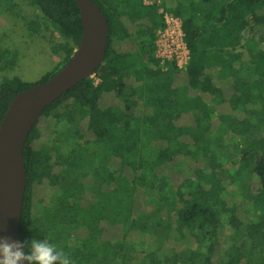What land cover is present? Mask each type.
Wrapping results in <instances>:
<instances>
[{
    "label": "trees",
    "instance_id": "trees-1",
    "mask_svg": "<svg viewBox=\"0 0 264 264\" xmlns=\"http://www.w3.org/2000/svg\"><path fill=\"white\" fill-rule=\"evenodd\" d=\"M28 1L61 38L52 47L59 69L36 82L4 77L0 125L14 97L56 74L82 36L75 0ZM93 1L108 22L105 60L48 106L28 136L22 242L40 231L74 264H264V0H176L168 11L182 21L190 59L165 69L155 45L164 4ZM255 26L244 61L237 49ZM221 73L230 76L225 86ZM184 114L189 122L178 124ZM52 115L63 131L46 129ZM102 160L124 173L118 186L130 199L119 219L118 188H110L117 179ZM49 191L54 202L43 205ZM131 232L150 235L156 248L129 240ZM171 233L193 246L161 255Z\"/></svg>",
    "mask_w": 264,
    "mask_h": 264
},
{
    "label": "water",
    "instance_id": "water-1",
    "mask_svg": "<svg viewBox=\"0 0 264 264\" xmlns=\"http://www.w3.org/2000/svg\"><path fill=\"white\" fill-rule=\"evenodd\" d=\"M82 36L70 60L48 80L19 92L0 125V236L21 241V219L26 188L23 150L45 109L104 63L109 29L93 0H75ZM26 264V262H25Z\"/></svg>",
    "mask_w": 264,
    "mask_h": 264
},
{
    "label": "rangeland",
    "instance_id": "rangeland-1",
    "mask_svg": "<svg viewBox=\"0 0 264 264\" xmlns=\"http://www.w3.org/2000/svg\"><path fill=\"white\" fill-rule=\"evenodd\" d=\"M153 0H147L150 2ZM161 4H164L162 10L169 13L168 9L172 8L176 4V0H156ZM38 22L39 26L34 29H28V24ZM258 27L255 26L252 31L248 27L244 31L242 45L238 47L237 51L242 53V58L244 61H248L249 53L246 46L252 44L251 38L256 39V31ZM61 41L59 34L50 26L42 23L39 18L36 9L30 5L28 0H0V81L4 77H20L27 82H36L41 79V77L49 71H56L59 69L60 57L53 53L52 47ZM257 46L261 45L257 43ZM15 56V57H14ZM14 60V64L11 63ZM207 72H211L208 69ZM220 86H225L230 81V76L226 73H221V75L216 79ZM121 106L120 102H117ZM46 129H52L55 133L61 132L64 129L63 124H58L55 117L50 116L49 118L43 120ZM189 122L187 114L181 116L178 124H185ZM149 138L152 140V145L156 146L157 140L153 133L149 134ZM226 140L229 138V134L225 136ZM189 165H194L192 160H186ZM102 164L106 165V168L114 174L117 179L111 183L110 188H118V193L114 195V199H117L118 209L116 211L117 219L121 215L126 214V210L123 209L122 202L130 199L125 187L118 186L119 179L124 178V173L116 169V165L112 162L102 160ZM198 163H196L197 165ZM254 183L258 182V179L254 177ZM108 187L107 190H110ZM54 195L49 191L44 196L45 202L43 205L54 202ZM140 197V196H139ZM86 198H90L88 195ZM103 206L104 213L109 215L112 207L110 205L102 204L103 198L99 200V203ZM139 203L141 201L139 200ZM150 220L156 222L159 219V214L154 211L149 214ZM176 215L173 214L170 221L175 220ZM159 234L164 235V232L159 229ZM111 235L114 234L113 231L110 232ZM108 234V238L111 236ZM129 240L143 242L145 243V249L153 250L156 248L154 241L150 235H143L140 232H131ZM115 236V235H114ZM165 236V235H164ZM35 239L43 240V233L38 232ZM147 243V244H146ZM239 244V242L237 243ZM183 245L187 247L193 246L192 239L189 236L181 238L176 233H171L169 238L163 240V248L161 255L168 256L169 253L178 250Z\"/></svg>",
    "mask_w": 264,
    "mask_h": 264
},
{
    "label": "clouds",
    "instance_id": "clouds-1",
    "mask_svg": "<svg viewBox=\"0 0 264 264\" xmlns=\"http://www.w3.org/2000/svg\"><path fill=\"white\" fill-rule=\"evenodd\" d=\"M74 264L64 250L48 239L14 241L0 236V264Z\"/></svg>",
    "mask_w": 264,
    "mask_h": 264
},
{
    "label": "built area",
    "instance_id": "built-area-1",
    "mask_svg": "<svg viewBox=\"0 0 264 264\" xmlns=\"http://www.w3.org/2000/svg\"><path fill=\"white\" fill-rule=\"evenodd\" d=\"M154 1L156 0L150 2L144 0L146 4H152ZM161 12L164 14L166 27L157 32L155 41L156 57L160 60V64L164 69L166 64L172 60H175L179 68H185L189 62L190 53L184 41L182 21L170 12L166 13L162 9Z\"/></svg>",
    "mask_w": 264,
    "mask_h": 264
}]
</instances>
